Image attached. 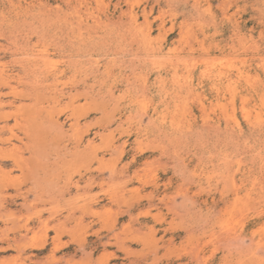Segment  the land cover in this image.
Returning a JSON list of instances; mask_svg holds the SVG:
<instances>
[{"label": "rangeland", "instance_id": "obj_1", "mask_svg": "<svg viewBox=\"0 0 264 264\" xmlns=\"http://www.w3.org/2000/svg\"><path fill=\"white\" fill-rule=\"evenodd\" d=\"M0 264H264V0H0Z\"/></svg>", "mask_w": 264, "mask_h": 264}, {"label": "bare ground", "instance_id": "obj_2", "mask_svg": "<svg viewBox=\"0 0 264 264\" xmlns=\"http://www.w3.org/2000/svg\"><path fill=\"white\" fill-rule=\"evenodd\" d=\"M238 128H239V126H238Z\"/></svg>", "mask_w": 264, "mask_h": 264}]
</instances>
